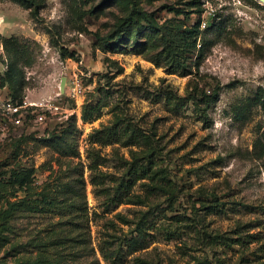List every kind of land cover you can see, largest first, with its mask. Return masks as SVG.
<instances>
[{
	"label": "rangeland",
	"instance_id": "1",
	"mask_svg": "<svg viewBox=\"0 0 264 264\" xmlns=\"http://www.w3.org/2000/svg\"><path fill=\"white\" fill-rule=\"evenodd\" d=\"M0 36V264H264V0H0Z\"/></svg>",
	"mask_w": 264,
	"mask_h": 264
},
{
	"label": "trees",
	"instance_id": "2",
	"mask_svg": "<svg viewBox=\"0 0 264 264\" xmlns=\"http://www.w3.org/2000/svg\"><path fill=\"white\" fill-rule=\"evenodd\" d=\"M143 14V17H147V14H146V12L143 10V9H141V8H137L136 10H134V11H130L129 12V14H128V16H126L123 20H121L120 22H119V24H118V28H117V30H116V35L118 36L117 37V40L119 39V38H121V37H129L130 36V33L133 31V29H135L136 28V33H135V36H136V34L140 31V27H139V19H140V16ZM154 21V20H153ZM155 22V21H154ZM214 24H215V22H212V25H210L209 26V28L210 27H214ZM152 27H155V26H152ZM200 34H202L201 32H199V30H197V33H196V38H195V41L197 40V38L200 36ZM203 37H204V42H203ZM0 38H1V36H0ZM201 39H202V43H201V45H200V50H201V54L200 55H202L203 54V52H204V50H205V46H206V43H207V40H206V36L205 35H203L202 34V37H201ZM0 41H1V39H0ZM9 39H6L5 40V46H6V48L7 49H11V51L13 50L14 51V53H12L11 54V56H13V57H15V58H17V63H18V61H19V59H18V49L19 48H17V47H12V45H10L9 43ZM10 45V46H9ZM21 76H22V72H21V70H20V68L17 66V68H15L14 70H9L8 72H7V78H8V80H9V82H11L12 84L15 82V81H17L19 78H21ZM1 85H2V80H1ZM15 85L13 84L12 85V90H14V93H15ZM12 101H15V100H12ZM23 102H24V100H22V98L21 99H17V101L15 102L16 104H23ZM256 102H258L263 108H264V94L262 95L260 92H258V94H257V97H256ZM90 108V109H89ZM87 107L86 106V108H84V112H83V114H84V118L85 119H92V110H93V106L92 107ZM247 107L246 106H243V108H241L239 111H238V115L239 116H241V117H247L246 115L247 114H245L244 113V111H245V109H246ZM22 110L23 109H21L20 110V114L22 113ZM126 131V133H127V130H125ZM118 134V131L116 130V129H109V131L108 132H106V136H112V135H117ZM129 136L130 137H136L135 138V142H139V140H140V137H143L144 135H140V134H136L135 132H130V134H129ZM144 139H145V141L146 142H148L147 140H149V138L148 137H146V136H144L143 137ZM143 173H148V167H144V168H142V170H141ZM155 175H152V177H154ZM28 176H23L22 177V179H21V181H22V183H24V182H26V178H27ZM26 185H28V183H26ZM124 185V184H123ZM125 186H127V185H125ZM25 200H20L19 202H15V203H12L11 205H10V207L6 210V215H8V213L10 212V210H13V209H17V207H19L20 205H22V204H24V203H26V204H24L25 206H29V204L27 203V202H24Z\"/></svg>",
	"mask_w": 264,
	"mask_h": 264
},
{
	"label": "built area",
	"instance_id": "3",
	"mask_svg": "<svg viewBox=\"0 0 264 264\" xmlns=\"http://www.w3.org/2000/svg\"><path fill=\"white\" fill-rule=\"evenodd\" d=\"M6 105H7V107H6L7 110L3 111L4 112L3 114H7L6 111H8L11 114L17 115V114L20 113V110L22 109V106H24L23 104H16V103H14L12 101L6 102Z\"/></svg>",
	"mask_w": 264,
	"mask_h": 264
},
{
	"label": "water",
	"instance_id": "4",
	"mask_svg": "<svg viewBox=\"0 0 264 264\" xmlns=\"http://www.w3.org/2000/svg\"><path fill=\"white\" fill-rule=\"evenodd\" d=\"M64 85H65V81H64V79H63V81H62V87H64Z\"/></svg>",
	"mask_w": 264,
	"mask_h": 264
}]
</instances>
